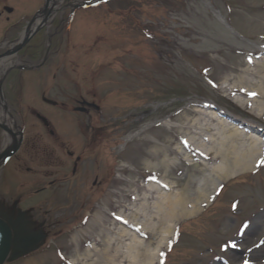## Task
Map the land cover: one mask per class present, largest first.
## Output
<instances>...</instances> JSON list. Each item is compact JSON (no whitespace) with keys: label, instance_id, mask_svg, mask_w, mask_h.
I'll use <instances>...</instances> for the list:
<instances>
[{"label":"rangeland","instance_id":"obj_1","mask_svg":"<svg viewBox=\"0 0 264 264\" xmlns=\"http://www.w3.org/2000/svg\"><path fill=\"white\" fill-rule=\"evenodd\" d=\"M207 2L237 35L202 0H111L77 12L74 24L66 26L65 34L75 35L76 43L70 38V53L65 52L72 63L60 55L55 86L86 100L95 97L103 117L91 123L103 130V142L100 152L92 151L96 163L68 191L48 185L58 178L60 163L48 138L29 137L26 165L20 174L15 162L9 166L0 178V197L7 204L18 200L26 221L39 220L56 242L42 243L11 264H95L98 258V264H113V255L115 264H145L129 250L131 237L123 235L137 233L106 218L117 214L158 223L165 214L160 207L164 198H183L198 210L190 208L191 215L173 222L176 229L155 264H162L166 254L165 264H264V139L237 131L202 107L218 104L264 124V0ZM14 3L20 8L25 1ZM65 5L58 4L57 19ZM36 82L25 84L23 106L40 108L65 139L75 133L71 118L82 128L88 125L87 115H65L43 105L36 98L43 82L38 77ZM137 132L136 140L119 147ZM72 149L76 154L81 150ZM246 155L251 159L247 169L234 163ZM99 172L102 184L92 186ZM15 178L17 185L4 188ZM208 178H219L224 190L203 202L200 191ZM112 204L123 206V213H114ZM140 234L153 248L161 237ZM110 244L113 250L98 256Z\"/></svg>","mask_w":264,"mask_h":264},{"label":"bare ground","instance_id":"obj_2","mask_svg":"<svg viewBox=\"0 0 264 264\" xmlns=\"http://www.w3.org/2000/svg\"><path fill=\"white\" fill-rule=\"evenodd\" d=\"M224 123V122H223ZM237 130V129H236ZM238 131V130H237ZM233 133H236L235 130H232V136ZM139 133L130 136L126 139L127 142H131L133 140H136L138 138ZM253 140V139H252ZM252 150L255 151V154H258L257 150L255 147H251ZM254 155L252 154V158L254 157ZM247 159H239V157H237V159L234 160V163L241 166L244 165V169H247L250 165L251 159L249 158L248 155H246ZM253 161V160H252ZM228 176V175H226ZM223 178V177H222ZM220 178V179H222ZM219 181V178H218ZM218 181L217 179H212V178H208L205 182H204V186L201 188V194L200 197L203 196V202H206L207 200H209V198L215 194L217 188H218ZM183 198H178L174 201H169L166 202V198H164L162 200V202L160 203V207H161V212H165V216H161V218L159 219V221H157L158 223H147V222H142V228L143 231L146 232L147 234H153V232H157L161 237L159 240V243L156 247H152L153 243L151 242H142L140 241L139 238L135 237L134 235H130L129 232H124L125 229L123 230V235L126 237H131V245H130V249L131 251H136L139 258L143 260V262L145 264H155V261L157 260V255H159V253L162 251V247H163V243L166 241L168 242L169 240V236L174 232V226H173V222L176 221V219L178 218V216H188L191 215L192 213H190L188 211V209H192L193 208V213H195L198 209H197V204L193 203V206L188 207V202L187 200H182ZM202 201V200H200ZM180 216V217H181ZM158 225V226H157ZM157 226V227H156ZM160 228V229H159ZM250 234V233H249ZM155 235V234H154ZM152 235V236H154ZM148 241V240H147ZM245 241V240H244ZM241 244V243H240ZM241 246V245H240ZM264 247V245H263ZM262 247V248H263ZM113 250V246L112 244L108 245L105 250H103L101 253L98 254L99 255H103V256H107V252L110 253V251ZM114 250H118L116 247L114 248ZM262 254V252L260 253H255L254 255H257L258 257ZM112 260L111 263L115 264L116 262V255L111 256ZM253 259H255V257H252ZM256 261V260H255ZM99 263V258L97 259L95 264ZM136 264V263H134ZM141 264V262L139 263Z\"/></svg>","mask_w":264,"mask_h":264},{"label":"flooded vegetation","instance_id":"obj_3","mask_svg":"<svg viewBox=\"0 0 264 264\" xmlns=\"http://www.w3.org/2000/svg\"><path fill=\"white\" fill-rule=\"evenodd\" d=\"M25 7L26 6H24L23 7V10L22 11H25L24 9H25ZM20 13V12H19ZM15 15L16 14V11H13L12 13H10V14H8V15ZM3 15L0 13V18L2 17ZM3 19H5V22H8L9 23V25H6V27L4 26V25H2L1 27H0V33H3V35L5 36L6 34H8V33H6V32H11L13 29H20L21 28V21H16V22H12L11 21V18L10 17H8V16H5ZM6 39H0V46L2 45V43L5 41ZM11 41L13 40V39H10ZM9 49H11V47L10 46H8V47H4V48H2V47H0V57L1 56H3V55H5L8 51H10ZM25 55L27 54V51L25 50L24 52H23ZM38 53L40 54V50H37L36 48H35V52H32L31 53V55L29 56V60L30 61H33L34 63H37V61H36V59H33V58H37L38 57ZM26 57H27V55H26ZM26 59V58H25ZM15 62H17V63H19V62H22L21 60H14ZM24 61V60H23ZM1 63H10V62H5V61H3V60H1L0 59V65H1Z\"/></svg>","mask_w":264,"mask_h":264},{"label":"water","instance_id":"obj_4","mask_svg":"<svg viewBox=\"0 0 264 264\" xmlns=\"http://www.w3.org/2000/svg\"><path fill=\"white\" fill-rule=\"evenodd\" d=\"M13 244L21 247L20 241L16 243L15 239L13 238L12 231L5 222L0 220V264H4L8 259Z\"/></svg>","mask_w":264,"mask_h":264},{"label":"snow or ice","instance_id":"obj_5","mask_svg":"<svg viewBox=\"0 0 264 264\" xmlns=\"http://www.w3.org/2000/svg\"><path fill=\"white\" fill-rule=\"evenodd\" d=\"M252 95H255V93H253ZM261 164L264 165V160L261 161ZM233 247H235V245H233Z\"/></svg>","mask_w":264,"mask_h":264}]
</instances>
